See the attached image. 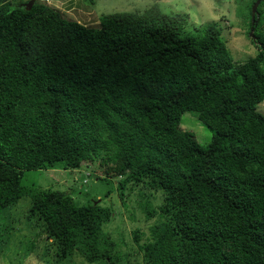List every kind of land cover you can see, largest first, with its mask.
Listing matches in <instances>:
<instances>
[{
  "label": "trees",
  "instance_id": "1",
  "mask_svg": "<svg viewBox=\"0 0 264 264\" xmlns=\"http://www.w3.org/2000/svg\"><path fill=\"white\" fill-rule=\"evenodd\" d=\"M28 1L0 0V215L25 199L27 222L46 233L32 241L43 264H264V0L254 15L257 0L236 2L257 47L243 61L218 22L187 33V16L160 0L97 26ZM185 111L212 130L208 143L180 126ZM99 143L135 158L103 197L142 188L139 259L104 232L110 206L21 182L88 165Z\"/></svg>",
  "mask_w": 264,
  "mask_h": 264
},
{
  "label": "rangeland",
  "instance_id": "2",
  "mask_svg": "<svg viewBox=\"0 0 264 264\" xmlns=\"http://www.w3.org/2000/svg\"><path fill=\"white\" fill-rule=\"evenodd\" d=\"M42 1V0H41ZM50 6L60 10L66 19L76 20L88 26H97L103 14L117 11L143 10L152 3V0H44ZM245 0H160L159 5L164 12L182 13L187 16V25L184 31L197 33L203 23L218 22L222 29V38L235 60H245L256 51L255 44L246 36V15L236 13V2ZM253 7V5H252ZM258 109L264 112V102L259 103ZM180 126L193 132L196 140L201 144L210 141L213 134L196 114L185 111L181 115ZM98 152V153H97ZM93 158L87 164H81L79 169L69 170L56 168L46 170L24 171L21 182L27 185L42 188H58L67 191L79 204L100 202L110 206L113 210L112 219L103 224V230L114 239L119 249L129 253L131 260L139 259L134 246L132 228L146 226L143 215L138 208V200L142 188L137 185L132 188L128 184L127 196L121 199L115 188L110 196L104 194L111 189L110 180L114 183L123 178L119 174L123 169V162H133L135 158L125 157L117 149L108 144H96L92 151ZM128 169V168H127ZM119 174V175H118ZM110 179V180H109ZM148 192V190H144ZM125 192V193H126ZM126 201V203H123ZM28 203L25 199L19 200L14 207L0 215V227L8 220L11 224L9 237L2 231L0 242V264H43L44 259L39 247L32 249V241L40 244L46 237L42 228L30 226L27 222ZM3 229V227H2ZM76 263H85L76 259Z\"/></svg>",
  "mask_w": 264,
  "mask_h": 264
},
{
  "label": "water",
  "instance_id": "3",
  "mask_svg": "<svg viewBox=\"0 0 264 264\" xmlns=\"http://www.w3.org/2000/svg\"><path fill=\"white\" fill-rule=\"evenodd\" d=\"M32 2H33V0H29V1L26 3L28 8H29L30 5L32 4ZM258 3H259V0H257V1L254 3V5H253V7H252V15H254L255 10H256V6L258 5ZM251 34H252V32H250V35H251Z\"/></svg>",
  "mask_w": 264,
  "mask_h": 264
}]
</instances>
